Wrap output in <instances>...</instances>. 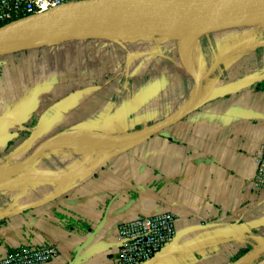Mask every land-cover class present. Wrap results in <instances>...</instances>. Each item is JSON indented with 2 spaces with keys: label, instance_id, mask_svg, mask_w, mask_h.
Listing matches in <instances>:
<instances>
[{
  "label": "crops",
  "instance_id": "1",
  "mask_svg": "<svg viewBox=\"0 0 264 264\" xmlns=\"http://www.w3.org/2000/svg\"><path fill=\"white\" fill-rule=\"evenodd\" d=\"M74 134L86 140L57 141ZM46 139L31 164L11 169ZM263 140L264 18L6 50L0 256L29 240L57 249L39 264H112L118 222L171 211L175 236L147 264L261 263L264 191L252 182Z\"/></svg>",
  "mask_w": 264,
  "mask_h": 264
},
{
  "label": "water",
  "instance_id": "2",
  "mask_svg": "<svg viewBox=\"0 0 264 264\" xmlns=\"http://www.w3.org/2000/svg\"><path fill=\"white\" fill-rule=\"evenodd\" d=\"M204 15L209 17L208 25L200 31H191L186 26L165 30L141 29L136 32L187 31L201 34L218 28L245 24L264 18V0H73L55 6L44 12L20 17L0 26V53L11 48L44 46L53 37L79 35H108L94 32H78L79 25L90 21L118 24L123 20L144 21L153 17L165 20L171 16L192 18ZM123 33V34H128ZM196 80L199 94L201 81ZM197 100L181 113L144 129L139 135H148L179 119L192 108ZM48 140L38 144L28 155L12 166L13 171L21 170L31 164L47 145ZM155 258V257H154ZM153 258V259H154ZM152 259V260H153ZM152 260L143 264L150 263ZM258 264H264V261Z\"/></svg>",
  "mask_w": 264,
  "mask_h": 264
},
{
  "label": "built area",
  "instance_id": "3",
  "mask_svg": "<svg viewBox=\"0 0 264 264\" xmlns=\"http://www.w3.org/2000/svg\"><path fill=\"white\" fill-rule=\"evenodd\" d=\"M73 0H0V26L30 14L49 10ZM252 188L264 191V140L256 156ZM176 232V216L171 211L136 216L117 224L118 245L112 264H143L152 260ZM57 249L51 244L29 240L9 248L0 264H39L51 260Z\"/></svg>",
  "mask_w": 264,
  "mask_h": 264
},
{
  "label": "bare ground",
  "instance_id": "4",
  "mask_svg": "<svg viewBox=\"0 0 264 264\" xmlns=\"http://www.w3.org/2000/svg\"><path fill=\"white\" fill-rule=\"evenodd\" d=\"M209 20H210L209 17H206L204 15H199L192 18H179L177 16H171L165 20L154 19L153 17H150V19L144 21H136L130 19V20L120 21V23L118 24H112L111 22H99L95 20V21H90L87 24L79 25L78 32L123 34L128 32H136L141 29L165 30V29L175 28L178 26H186L191 31H200L203 30L208 25ZM59 138L57 140L59 144L80 143L86 140L84 136L78 134L63 136L60 139Z\"/></svg>",
  "mask_w": 264,
  "mask_h": 264
},
{
  "label": "trees",
  "instance_id": "5",
  "mask_svg": "<svg viewBox=\"0 0 264 264\" xmlns=\"http://www.w3.org/2000/svg\"><path fill=\"white\" fill-rule=\"evenodd\" d=\"M245 251H246V250H244V249H240V250L235 254V257H239V256H241L242 254H244Z\"/></svg>",
  "mask_w": 264,
  "mask_h": 264
},
{
  "label": "rangeland",
  "instance_id": "6",
  "mask_svg": "<svg viewBox=\"0 0 264 264\" xmlns=\"http://www.w3.org/2000/svg\"><path fill=\"white\" fill-rule=\"evenodd\" d=\"M30 149H32V148H30ZM30 149H29V150H30Z\"/></svg>",
  "mask_w": 264,
  "mask_h": 264
}]
</instances>
